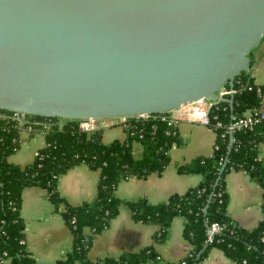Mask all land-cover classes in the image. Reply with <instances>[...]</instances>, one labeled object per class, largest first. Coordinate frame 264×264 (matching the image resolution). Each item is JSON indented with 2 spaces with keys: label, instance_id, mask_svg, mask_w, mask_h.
<instances>
[{
  "label": "water",
  "instance_id": "obj_1",
  "mask_svg": "<svg viewBox=\"0 0 264 264\" xmlns=\"http://www.w3.org/2000/svg\"><path fill=\"white\" fill-rule=\"evenodd\" d=\"M263 36L264 0H0V107L80 118L217 98Z\"/></svg>",
  "mask_w": 264,
  "mask_h": 264
},
{
  "label": "trees",
  "instance_id": "obj_2",
  "mask_svg": "<svg viewBox=\"0 0 264 264\" xmlns=\"http://www.w3.org/2000/svg\"><path fill=\"white\" fill-rule=\"evenodd\" d=\"M253 82L249 69H244L237 73L231 86ZM258 86L260 91L254 87L234 93L232 107L228 101L221 100L209 110L216 133L213 152L176 165L180 173L202 174V180L183 192L170 194L165 201L156 202H149L145 197L123 199L116 186L121 179L146 177L168 165L169 149L181 139L177 128L162 120L160 113L152 112L145 118L129 116L124 138L104 141L101 127L82 130L76 117L26 113V120L20 123L15 117L16 110L0 107V264H93L89 256L92 238L110 225L122 203L128 207L134 222L157 227L153 242L137 250L123 251L116 258L105 256L98 261L203 264L208 252L217 247L237 264H264V218L252 228L239 225L226 212L229 195L225 187L230 171H245L262 188L264 208V161L260 150L264 141V118L251 129L227 131V124L232 120L260 107L263 86ZM217 121L222 125L215 126ZM29 125L44 132L45 145L38 149L33 160L16 163L10 156L20 147L21 129ZM134 141L142 145L139 158L132 151ZM79 164L97 170L99 178L95 196L73 204L57 190L58 177ZM33 185L44 188L55 204L65 205L60 214L71 231L72 244L65 257L51 263H39L27 247L21 210L25 187ZM177 216L185 218L181 235L190 248L177 260L164 259L154 243L165 240ZM212 222H218L222 228L208 240L206 234Z\"/></svg>",
  "mask_w": 264,
  "mask_h": 264
},
{
  "label": "crops",
  "instance_id": "obj_3",
  "mask_svg": "<svg viewBox=\"0 0 264 264\" xmlns=\"http://www.w3.org/2000/svg\"><path fill=\"white\" fill-rule=\"evenodd\" d=\"M253 80L263 86L260 107L264 109V36L260 43L250 51ZM226 86V84H224ZM118 126V129L112 126ZM102 139H123L124 127L114 122V118L101 117ZM178 137L181 142L173 144L170 149L168 165L161 172H153L146 177H129L121 179L116 186L118 195L123 199L145 197L149 202L165 201L175 192H183L189 186L202 180L200 173H180L176 165L196 155H210L213 152L215 131L206 124L181 120L177 124ZM44 132L32 126L20 131V147L10 156L16 163L26 164L33 160L35 152L45 145ZM27 148H23L22 146ZM264 161V141L260 144ZM132 151L138 158L142 155V145L134 141ZM99 173L83 164L76 165L58 177L57 190L70 203L95 196ZM243 170L230 171L226 176V190L229 195L226 212L239 225L245 228L256 226L264 216L262 210V188ZM64 203L55 204L44 188L26 186L23 192L22 216L25 220V233L28 249L39 263H51L65 257L70 249L71 231L64 222L61 210ZM110 225L92 239L89 256L93 264H106L97 259L112 256L116 258L123 251H133L153 242L152 235L157 227L153 224L134 222L128 207L122 203ZM185 218L177 216L172 221L165 240L154 243L155 248L164 259L177 260L190 248L189 242L182 237ZM203 264H237L220 248H212L202 260ZM141 264H155L153 261Z\"/></svg>",
  "mask_w": 264,
  "mask_h": 264
},
{
  "label": "built area",
  "instance_id": "obj_4",
  "mask_svg": "<svg viewBox=\"0 0 264 264\" xmlns=\"http://www.w3.org/2000/svg\"><path fill=\"white\" fill-rule=\"evenodd\" d=\"M249 69V72L252 75V69L251 67L247 68ZM254 81V80H253ZM254 84V85H253ZM253 84L251 83H240L237 85V87L232 86H222L220 90L218 91V97L217 98H199L194 101L183 103L177 107H173L170 109H167L165 111H160L157 113H160V118L165 121L169 125H172L173 127H177V124L181 120H188L189 121H196L200 122L206 125L211 126L210 121V112L211 108L221 100H223V97H229L230 95H233L237 91L241 92L243 89H252L256 88L258 91H260L259 84L254 81ZM151 113H140L135 115H112V116H104V117H110L114 118V122L117 124H120L122 127L126 126L128 124L129 116H136V117H148ZM15 117L19 120L20 123L24 122L26 120V112L25 111H17ZM101 117H80L79 119V127L82 130L85 131H91L94 128L99 127V121ZM264 118V109L259 107L256 109L251 110L247 114H245L242 117H239L232 120L229 124H227V131L229 133H233L235 130L245 129L249 128L251 129L257 122L262 121ZM98 122V123H97ZM222 125L220 121H217L215 126ZM30 126V125H29ZM27 127V126H26ZM213 128V126H211ZM38 154V150L35 152V155ZM262 210L264 211V208L262 206ZM264 218V216H263ZM222 228V226L218 222H212L207 230V237L208 240L211 239V234H214L215 231H218Z\"/></svg>",
  "mask_w": 264,
  "mask_h": 264
},
{
  "label": "rangeland",
  "instance_id": "obj_5",
  "mask_svg": "<svg viewBox=\"0 0 264 264\" xmlns=\"http://www.w3.org/2000/svg\"><path fill=\"white\" fill-rule=\"evenodd\" d=\"M250 66H251V65H250ZM251 69H252V67H251ZM113 127H115L114 129H118V128H119L118 126H114V125L112 126V128H113ZM23 148H27V147H25V146L23 145V146H22V149H23Z\"/></svg>",
  "mask_w": 264,
  "mask_h": 264
}]
</instances>
